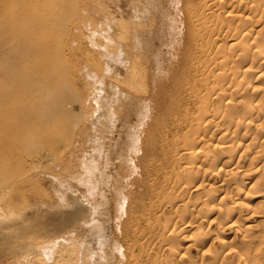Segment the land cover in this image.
I'll use <instances>...</instances> for the list:
<instances>
[{"label":"bare ground","instance_id":"6f19581e","mask_svg":"<svg viewBox=\"0 0 264 264\" xmlns=\"http://www.w3.org/2000/svg\"><path fill=\"white\" fill-rule=\"evenodd\" d=\"M9 1H17V11L2 9ZM123 1L116 0L115 11L102 18L99 33L90 29L87 39L102 59L93 74L76 68L72 60L79 63L78 50L69 39H60L64 5L59 0H0V10L7 13L0 27L7 37H0V92L17 95L18 114L17 129L13 126L8 135L0 131V142L12 148L16 137L19 146L36 140L52 122L71 119L72 104H77L79 148L90 151L79 159L83 179L78 181L85 194L70 196L64 214L44 212L34 217H43L44 223H15L3 233L0 223V261L264 264V0L168 1L181 15L166 10L168 27L179 22L181 35L167 97L161 112L143 120L140 134L129 138L127 148L136 156L127 148L121 154L130 162V169L119 163L115 169L125 178L122 190L115 189V180L105 179L114 195L112 221L120 219L115 231L108 236L105 221L96 218L99 204L89 200L98 188L93 156L102 155L98 146L104 133L121 120V100L133 96L139 116L146 108L151 61L140 55L137 34L146 24L149 31L159 27L156 0H128L129 13ZM101 13L107 11L101 8ZM70 71L77 79L63 93L59 79ZM110 83L120 93L115 104L108 98ZM81 86L83 94H77ZM252 217L261 221L246 222ZM81 225L87 231L78 235L75 229ZM28 235H33L29 242Z\"/></svg>","mask_w":264,"mask_h":264},{"label":"rangeland","instance_id":"374dc122","mask_svg":"<svg viewBox=\"0 0 264 264\" xmlns=\"http://www.w3.org/2000/svg\"><path fill=\"white\" fill-rule=\"evenodd\" d=\"M115 1L116 0H59V2L64 5V21L59 28L60 39L64 43H66V39H69V46L78 50L76 54L79 58V63L77 64L78 61L72 60L73 63L76 64L78 70L79 68L80 70L85 68L86 72L91 71L93 74L97 72L95 63L100 65L102 59H100L97 48L90 45L87 37H89L90 33L95 29V32L99 33L101 29H99V27L97 29V26L102 23L103 17H109V13L111 14V12L115 11ZM156 1L159 10H156L155 14L159 17V27L153 31H149L146 24L145 28L137 34V39L141 44L140 55L144 58H150L151 61L150 73H148L150 92L146 100L148 102L146 108L139 116V110H137L138 101H135L133 96L130 95L128 99L121 100L122 102L124 101L120 111L122 118L115 123V126L110 132L104 133L103 140L100 141L101 146H98L100 147L98 151H102V155L93 156V159H95L99 165L98 170L94 172L93 176L94 183L98 188L94 191L93 196L89 197V200L95 204H99V206L96 207L98 212L95 216L97 219L105 221L104 226L107 228L106 234L108 236L111 235L112 231H115L113 224L117 223L120 219L115 223L112 221L114 214V195L112 194L109 184H105V179L108 176L109 182L110 179L115 180V189L119 190L123 186L121 182L123 183V179L125 178L122 177L123 175H118L115 169L118 163L124 165L125 169H130V167H128L130 162L123 160L121 154L124 153L129 146V138L133 135H137L138 132V135L140 134L143 128V120L146 121V118H148L150 121L152 118V121L155 118V114L161 112V107L164 105V97H167L165 88L168 90L167 85L171 74L170 69L175 60L176 51L179 49L180 41L178 40H180L179 37L181 35L179 22H175V25L169 28L166 18L169 12L174 13L176 16L180 15V13L175 12L177 11L176 6L168 5L169 0ZM123 3V9L127 12V4L129 6L128 0H124ZM5 6H11L17 11V1L7 2V4L2 5V9ZM101 8L107 11V13L102 15ZM3 11L5 12V10H0V27L5 25L3 24V19L5 18ZM83 12L86 14L84 15ZM106 23L107 28L110 26L113 29L109 21ZM130 24H134V22L130 20ZM137 29L138 28H133L132 31H136ZM113 35H115V33ZM0 37L2 38L1 41L7 39L6 33L3 31ZM95 38H97V43L105 45V42L101 38ZM107 46L109 51L113 50L112 45L107 44ZM1 61L0 59V62ZM60 62L63 63L62 60ZM108 64H110L111 69L118 68L113 62H108ZM76 72L78 73L79 71L76 70ZM76 72L70 71L69 77H62L59 79L61 91L63 93L68 89L72 90L71 85L73 81L77 79V77H75V74H77ZM82 77H85V72H83ZM165 78L167 81L164 80ZM163 83H167L165 87ZM65 84L68 86L66 87ZM80 84L82 85V82H80ZM108 87L109 92H111L108 98L112 97V103H114L116 99H119L118 95H120V93H116V90L112 88V83H110ZM124 87L128 89L127 85ZM111 89H113L114 92H112ZM120 90L124 91L122 88ZM82 91V86L75 90L77 94L79 92L83 94L81 93ZM115 97L117 98L115 99ZM131 99L133 100L132 102H135L132 103L130 101ZM127 101H130L133 106L129 105L131 103ZM118 104L115 106L113 105V107L119 108L120 104ZM71 108L73 113L71 119L64 121L65 123H63V121L52 122L48 132L42 133V136L36 140L19 146L16 137L13 139L12 148H10L11 146L7 141L0 142V223L4 226L2 233L10 231L12 229L11 226L15 223H23L27 226L44 223L45 219L43 217L39 220L34 219L36 215H44V212L48 213V215L64 214L65 211L70 208V196L85 194L84 186L78 181L79 176L81 177L79 179H83V172L79 167V159L83 154H87L90 151L84 152V149L79 148L78 141L80 138H78L79 136L77 133L81 127L82 117L77 104H72ZM130 110L131 114L128 112ZM17 117V95L13 92H5V90L0 92V131H9L7 133L8 135L11 133V128L13 126L17 129ZM72 145H74V149H72ZM77 149H80V151H76ZM71 150L74 152V156L70 153ZM121 150L122 152H120ZM128 154L130 156H136L134 155L135 152L131 153V151H129ZM105 160L106 165H104ZM66 162H69L67 166H65ZM242 162L245 163L246 158H243ZM100 167L102 168L99 169ZM127 173L129 172L127 171ZM127 173L125 174L126 176ZM129 174L131 175V173ZM100 180L103 181V183ZM219 193L220 190L218 189L217 195ZM102 196L106 198L103 199ZM252 221L259 222L261 218L252 217V219L246 222L251 224ZM242 224H244V222ZM86 231L87 228L82 225L75 229L78 235ZM26 233L29 234V230H27ZM30 238H33V235H28L27 241ZM1 263L5 264L3 261H0V264Z\"/></svg>","mask_w":264,"mask_h":264}]
</instances>
